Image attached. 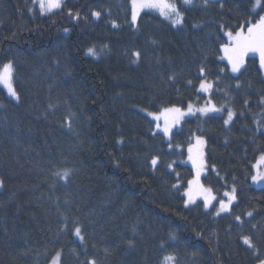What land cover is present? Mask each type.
I'll list each match as a JSON object with an SVG mask.
<instances>
[{"label":"trees","instance_id":"16d2710c","mask_svg":"<svg viewBox=\"0 0 264 264\" xmlns=\"http://www.w3.org/2000/svg\"><path fill=\"white\" fill-rule=\"evenodd\" d=\"M173 2L181 25L145 10L133 26L130 0H62L45 14L35 0H0V67L12 62L19 96L0 87V264H49L57 252L59 264L263 260L264 187L252 176L264 154V76L255 53L231 73L221 46L264 15V0L255 10V0ZM208 100L222 114L185 118L168 139L145 114ZM194 136L205 139L202 182L215 203L235 188L226 213L184 205Z\"/></svg>","mask_w":264,"mask_h":264},{"label":"snow or ice","instance_id":"6c2138e0","mask_svg":"<svg viewBox=\"0 0 264 264\" xmlns=\"http://www.w3.org/2000/svg\"><path fill=\"white\" fill-rule=\"evenodd\" d=\"M39 2V10L41 14L51 13L55 9H60L62 7V0H38ZM185 5H190L192 0H183ZM204 3L207 4L208 0H204ZM131 5V24L135 26L137 24L138 17L141 12L145 10L155 11L159 14V16L163 17L165 20H169L173 26L181 25L183 23V15L179 11L177 4L173 2V0H130ZM256 7H262L261 0H255V4L253 6V10ZM94 16L99 17V12H94ZM115 27V23H113ZM246 28V31H245ZM67 31V30H66ZM226 36L228 37V43H225L221 46V51L223 52V56L221 59H226L228 65L231 67V72L237 73L241 70L245 63V57L249 53H258L259 54V64L260 68L264 70V15H260L259 19L254 21H247L245 24L239 26V30L233 32H226ZM87 54L97 57L99 53L94 48H89L87 50ZM133 55L137 58L140 57L139 52H134ZM136 62V61H133ZM201 73H203L204 69H200ZM221 72L224 69L220 70ZM13 73L14 67L12 62H8L0 67V85H2L5 89H7L8 94L19 100V96L13 86ZM191 83V81H189ZM212 89V84L210 82L201 81L199 85V91L201 92H209ZM261 102L264 103V98L261 99ZM248 102L245 101V104ZM221 108H217L215 105L211 104L209 100L205 106L203 107H195L192 103L188 104L187 111L182 110L180 107L172 106L162 108L159 112H148L147 115L152 118V121L156 122L155 126L160 132H162L165 136H171V129L180 123V121L186 115H194L196 112L201 114H207L209 112H218L221 111ZM234 113L231 109L227 112V119L224 123L227 125L230 121L233 120ZM161 121L163 126H161ZM155 134V133H154ZM122 143V141H120ZM205 141L200 137H195V143H189L187 148L188 159L191 161L193 168L195 169V177L188 181V187L184 193L187 196L186 204L195 203L198 197L203 198L204 207L207 209L213 200L216 199L215 196L212 195V190L209 188H204L203 185L200 184V175L204 169V147ZM169 147H172L171 143H169ZM176 147H180L177 145ZM158 158L154 157L151 159V165L155 167L157 165ZM171 167V164L169 165ZM253 168L256 169V174L252 176L253 182L264 181V154L260 155L259 159L253 165ZM69 170H64L62 173L57 172L54 173L56 176H62V178H67L69 176ZM174 187H176L174 185ZM235 188L232 189V193L224 192V196L227 197V202L223 199L219 202V209L216 214L219 215L220 212L227 211L229 205L235 199ZM251 215V213H249ZM239 219V217H237ZM75 234L83 240L81 236V229L77 227L75 229ZM132 242L129 241V244ZM243 243L248 245V247H253L252 241L249 237H243ZM61 254L57 252L55 256L52 257L50 264H59ZM174 260V257L169 255L163 258V264H170L171 261ZM90 264H95V261H91ZM260 264H264V260L260 262Z\"/></svg>","mask_w":264,"mask_h":264},{"label":"rangeland","instance_id":"374dc122","mask_svg":"<svg viewBox=\"0 0 264 264\" xmlns=\"http://www.w3.org/2000/svg\"><path fill=\"white\" fill-rule=\"evenodd\" d=\"M193 1V0H192ZM35 3L39 6V2H38V0H35ZM131 6V5H130ZM54 11V10H53ZM245 31H246V29H245ZM225 35H226V33H225ZM229 41H228V38H227V43H228ZM255 54H257L258 56H259V54L258 53H255ZM222 56H223V54H222ZM225 61H227L226 59H224ZM229 69H230V72H231V67H230V65H229ZM231 73H233V72H231ZM238 73V72H237ZM237 73H233V74H237ZM262 73H263V76H264V70H262ZM202 81H205V80H202ZM205 82H207V81H205ZM201 83V82H200ZM212 84V83H211ZM200 85V84H199ZM0 87L1 88H3V90L6 92V94L13 100V101H17L15 98H13V97H11L9 94H8V92H7V89H5L2 85H0ZM198 91H199V86H198ZM199 92H201V91H199ZM210 92V91H209ZM209 92H207V93H205V92H201V93H204V94H206V95H208L209 94ZM209 101V100H208ZM211 104H213L212 102H211ZM206 104H203V105H196V104H193V106H194V108L195 107H203V106H205ZM214 105V104H213ZM216 106V105H215ZM188 107V106H187ZM187 107H185V108H181L182 110H184V111H187ZM217 108H219L218 106H216ZM160 111V110H159ZM158 111V112H159ZM222 112H223V110H221V111H218V112H209V113H207V114H201V113H199V112H196L194 115H186L181 121H180V123L179 124H177V125H175L172 129H171V132L174 130V129H176V128H178L179 126H180V124H181V122L185 119V118H188V117H191V116H195V115H200V116H206V115H210V114H222ZM147 113L148 112H145V114L147 115ZM148 116V115H147ZM150 119H152L150 116H148ZM226 119H227V116H226ZM225 119V120H226ZM154 122V121H153ZM155 123L156 122H154V130H155V132H157V133H161L162 135H164L162 132H160L158 129H156V126H155ZM230 123V122H229ZM228 123V124H229ZM227 124V125H228ZM161 126H163V123H162V121H161ZM165 136V135H164ZM195 137H197V136H194L193 138H192V141H191V143H195ZM201 137V136H200ZM165 138L166 139H168L169 137L168 136H165ZM204 141H205V139L203 138V137H201ZM205 145L206 144H204V147H203V153H204V163H205V166H204V169H203V171L201 172V175H200V184L201 185H203V187L204 188H209L208 186H206L205 184H203V182H202V176L206 173V171H207V165H206V161H205ZM189 146V145H188ZM188 146L186 147V153H187V157H186V159H185V161H184V163L185 164H187V165H189L191 168H192V171H193V176H192V178L191 179H193L194 177H195V169L193 168V166H192V163H191V161L188 159V152H187V148H188ZM260 157V156H259ZM259 157H258V159H259ZM257 159V160H258ZM256 160V161H257ZM256 163V162H255ZM254 163V164H255ZM253 164V165H254ZM261 170H264V168H262ZM253 171H254V174L253 175H255L256 174V169H254L253 168ZM190 179V180H191ZM252 184L254 185V186H256V187H264V181H260V182H253V180H252ZM187 187H188V184H187ZM187 187H186V189H187ZM186 189H185V191H186ZM210 189V188H209ZM232 189L233 188H231L229 191L227 190V192H229V193H232ZM185 191H184V193H185ZM212 195L213 196H215L214 195V193L212 192ZM234 195H235V193H234ZM216 197V196H215ZM184 198H185V201H184V205L186 206V207H188V206H192V205H194V204H196V203H198V202H201L202 203V205H203V207H204V204H203V198L202 197H198L197 199H196V202L195 203H191V204H186V201H187V196H185L184 195ZM227 197H225L224 196V201L225 202H227ZM234 201H235V199L232 201V203L229 205V208H228V210L227 211H224V212H220V214H223V213H226V212H228L229 211V209H230V207H231V205L234 203ZM216 202V199L215 200H213L212 201V203H211V205L206 209L205 207H204V209L205 210H211V209H213L214 210V214L215 215H217L216 214V212H217V210L219 209V202L216 204L215 203ZM219 214V215H220ZM75 236H76V238H78V239H80V237H78L76 234H75ZM263 260H264V258H263ZM262 261V260H261ZM260 261V262H261ZM51 262V261H50ZM50 262H49V264H50ZM260 262L258 263V264H260Z\"/></svg>","mask_w":264,"mask_h":264}]
</instances>
